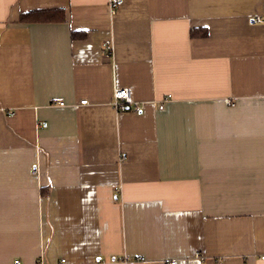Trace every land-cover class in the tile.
Segmentation results:
<instances>
[{"label":"crops","instance_id":"obj_1","mask_svg":"<svg viewBox=\"0 0 264 264\" xmlns=\"http://www.w3.org/2000/svg\"><path fill=\"white\" fill-rule=\"evenodd\" d=\"M125 255L264 264V0H0V264Z\"/></svg>","mask_w":264,"mask_h":264},{"label":"built area","instance_id":"obj_2","mask_svg":"<svg viewBox=\"0 0 264 264\" xmlns=\"http://www.w3.org/2000/svg\"><path fill=\"white\" fill-rule=\"evenodd\" d=\"M123 0H109V5H110V9L112 12H115L116 9L120 6V4L122 3ZM254 21H260L261 20V16H256L253 19ZM114 95H113V100H112V104L115 106V108L120 111H127V110H131V111H141L142 110V106L140 104H132L133 103V96H132V90H130L127 87H119L116 88L114 90ZM82 103H86L87 100H82ZM164 107V104H162L160 106V108L162 109ZM129 256L125 255V257L120 261L123 264H127L129 262ZM140 259H143V257H140ZM62 262H65V260L63 259ZM177 261L175 260H171L169 262V264H176ZM14 264H21V262L19 260H15Z\"/></svg>","mask_w":264,"mask_h":264},{"label":"trees","instance_id":"obj_3","mask_svg":"<svg viewBox=\"0 0 264 264\" xmlns=\"http://www.w3.org/2000/svg\"><path fill=\"white\" fill-rule=\"evenodd\" d=\"M48 14H50V13H48ZM193 31V30H192ZM192 34L194 35L195 33H194V31L192 32Z\"/></svg>","mask_w":264,"mask_h":264}]
</instances>
